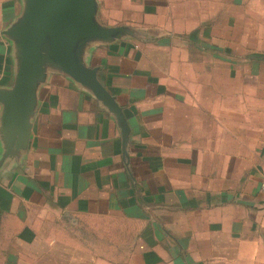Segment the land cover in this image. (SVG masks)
Segmentation results:
<instances>
[{"label": "crops", "instance_id": "1", "mask_svg": "<svg viewBox=\"0 0 264 264\" xmlns=\"http://www.w3.org/2000/svg\"><path fill=\"white\" fill-rule=\"evenodd\" d=\"M96 1L131 33L86 59L125 153L114 116L50 71L0 166V264H264V0ZM21 8L0 0V89Z\"/></svg>", "mask_w": 264, "mask_h": 264}, {"label": "water", "instance_id": "2", "mask_svg": "<svg viewBox=\"0 0 264 264\" xmlns=\"http://www.w3.org/2000/svg\"><path fill=\"white\" fill-rule=\"evenodd\" d=\"M20 14L3 32L12 42L13 82L0 89V136L3 165L16 147L25 146L38 103V89L50 71L64 74L89 91L115 118L125 146L129 126L115 96L87 63L90 48L130 35L123 26H104L97 20L96 0H21Z\"/></svg>", "mask_w": 264, "mask_h": 264}, {"label": "built area", "instance_id": "3", "mask_svg": "<svg viewBox=\"0 0 264 264\" xmlns=\"http://www.w3.org/2000/svg\"><path fill=\"white\" fill-rule=\"evenodd\" d=\"M260 191L264 194V179L260 182Z\"/></svg>", "mask_w": 264, "mask_h": 264}, {"label": "rangeland", "instance_id": "4", "mask_svg": "<svg viewBox=\"0 0 264 264\" xmlns=\"http://www.w3.org/2000/svg\"><path fill=\"white\" fill-rule=\"evenodd\" d=\"M264 14H262V16H263ZM262 20H264V17H262V18H260V21H262ZM248 66V65H247Z\"/></svg>", "mask_w": 264, "mask_h": 264}]
</instances>
